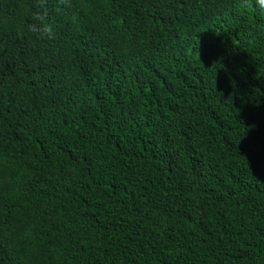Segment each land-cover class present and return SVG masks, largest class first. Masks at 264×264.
<instances>
[{"label": "trees", "instance_id": "trees-1", "mask_svg": "<svg viewBox=\"0 0 264 264\" xmlns=\"http://www.w3.org/2000/svg\"><path fill=\"white\" fill-rule=\"evenodd\" d=\"M0 264H264V5L0 0Z\"/></svg>", "mask_w": 264, "mask_h": 264}, {"label": "clouds", "instance_id": "clouds-1", "mask_svg": "<svg viewBox=\"0 0 264 264\" xmlns=\"http://www.w3.org/2000/svg\"><path fill=\"white\" fill-rule=\"evenodd\" d=\"M259 3H260L261 5H264V0H259Z\"/></svg>", "mask_w": 264, "mask_h": 264}]
</instances>
